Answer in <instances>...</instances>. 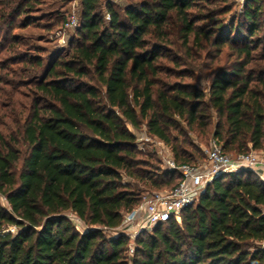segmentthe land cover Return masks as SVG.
I'll use <instances>...</instances> for the list:
<instances>
[{"label": "trees", "instance_id": "1", "mask_svg": "<svg viewBox=\"0 0 264 264\" xmlns=\"http://www.w3.org/2000/svg\"><path fill=\"white\" fill-rule=\"evenodd\" d=\"M32 1L19 0L11 15L26 13ZM80 1L69 51L33 85L18 128L0 134V196L7 205L0 204V264H264V184L249 171L216 177L179 224L170 220L141 234L130 261L127 238L104 234L141 201L137 184L171 189L180 180L165 171L157 182L143 170L127 124L137 130L143 123L178 165L204 158L186 152V139L178 141V121L207 130L209 109L211 137L225 153L263 150L264 57L253 53L264 43V0L246 1L230 27L233 38L224 33L227 9L216 8L226 0H141L122 11L108 2L107 22L99 0ZM206 45L233 59L212 77L207 97L170 81L183 72L160 76L164 49L193 58Z\"/></svg>", "mask_w": 264, "mask_h": 264}, {"label": "rangeland", "instance_id": "2", "mask_svg": "<svg viewBox=\"0 0 264 264\" xmlns=\"http://www.w3.org/2000/svg\"><path fill=\"white\" fill-rule=\"evenodd\" d=\"M141 0H99L98 12L103 15L105 22L108 21L105 5L109 2L117 10L122 11L127 5L137 3ZM247 0H226L225 3H219L216 8H226L227 12L222 15L223 28L225 36L233 38L230 34L231 25H235V19L242 12L243 6ZM263 1V0H262ZM19 0H0V134H6L15 130L17 121L24 117L25 110L31 104L34 98L33 85L41 81L47 68L54 60L65 55L70 49V43L76 38V32L80 26L81 1L80 0H34L32 1V9L26 13L15 16L11 15V9ZM6 18L9 23L13 20V25L8 26L1 21L2 17ZM75 18V25L70 24V18ZM261 24L264 28V12L262 14ZM5 21V20H3ZM259 39L260 35L258 36ZM261 42V41H260ZM264 46V43H261ZM261 44L253 53L254 57H264V51H260ZM223 49L218 55L216 49L206 45L204 49H194L193 58L186 57L183 51L177 49L166 48L163 50V58L159 59L158 66L162 68L161 77L167 69L176 72L185 73V77L174 78L170 76V81L180 82L191 87L202 90L206 97L208 87L212 77L221 69L230 65L232 58H227L225 54L229 51ZM165 58H168L165 60ZM40 59L41 66H27L32 61ZM176 62V63H175ZM264 62V61H263ZM183 75V76H184ZM211 117V123L207 130H196V128H188L184 122L178 121V131H171L172 136L179 137L180 142L186 139L188 144L184 146L188 154L204 157L209 147L215 116L211 109L208 110ZM128 130L134 135L135 140L133 146L138 153V158L143 165V170L159 182V175L165 172L163 167L162 156L159 148L155 145L153 136H150L142 123L140 128L135 130L127 124ZM151 137V140H146ZM169 154L172 157L171 149L165 144ZM264 153V148L261 150ZM173 158V157H172ZM203 158V159H204ZM197 161V162H201ZM196 162V163H197ZM125 182L134 184L133 180L123 177ZM140 196L153 192L168 190L163 184L158 187H152L149 184H137ZM0 204L7 207L6 202L0 196ZM67 217L73 223L78 232H83L86 227L73 214H67ZM164 229V227H162ZM151 231L143 232L145 234ZM142 233V234H143ZM106 237H114L113 231H104ZM127 238V246L124 254L127 260L132 259L135 240L141 238ZM132 249V250H130Z\"/></svg>", "mask_w": 264, "mask_h": 264}, {"label": "built area", "instance_id": "3", "mask_svg": "<svg viewBox=\"0 0 264 264\" xmlns=\"http://www.w3.org/2000/svg\"><path fill=\"white\" fill-rule=\"evenodd\" d=\"M70 24L75 25L74 17L70 18ZM145 139L151 140V137ZM153 140L159 148L165 170L177 172L180 180L171 189L146 194L130 211L122 212L120 224L111 230L114 237L136 238L170 220L179 224L181 212L193 206L206 186L220 175L249 171L264 184V153L261 151L232 155L225 153L220 144L211 139L201 162L178 165L165 144L155 137ZM260 246L264 250V242Z\"/></svg>", "mask_w": 264, "mask_h": 264}]
</instances>
